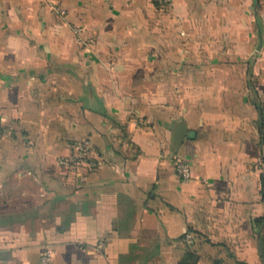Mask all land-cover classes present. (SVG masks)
Here are the masks:
<instances>
[{"label": "crops", "instance_id": "1", "mask_svg": "<svg viewBox=\"0 0 264 264\" xmlns=\"http://www.w3.org/2000/svg\"><path fill=\"white\" fill-rule=\"evenodd\" d=\"M263 180L264 0H0V264H264Z\"/></svg>", "mask_w": 264, "mask_h": 264}, {"label": "built area", "instance_id": "2", "mask_svg": "<svg viewBox=\"0 0 264 264\" xmlns=\"http://www.w3.org/2000/svg\"><path fill=\"white\" fill-rule=\"evenodd\" d=\"M51 1V0H50ZM158 4H160L162 7H166L169 6L171 4L172 0H155ZM57 12H59L57 10ZM61 15H63L64 13L61 12ZM90 152V145L89 143H84L82 145H79L77 147V154L74 158L66 161H62L61 165L65 166V167H70L72 165H79L82 163L83 158L87 156V154H89ZM91 165L93 166V163H91ZM175 167L177 170L178 175L180 176V178L185 181L188 182L190 180V167L188 164L182 162V161H176L175 162ZM190 237H187V240H189ZM51 258H52V254L50 251H46L42 257H41V261L42 264H49L51 262Z\"/></svg>", "mask_w": 264, "mask_h": 264}, {"label": "water", "instance_id": "3", "mask_svg": "<svg viewBox=\"0 0 264 264\" xmlns=\"http://www.w3.org/2000/svg\"><path fill=\"white\" fill-rule=\"evenodd\" d=\"M188 136V130L183 120L177 122L173 129V144L175 153L178 152L184 140Z\"/></svg>", "mask_w": 264, "mask_h": 264}, {"label": "trees", "instance_id": "4", "mask_svg": "<svg viewBox=\"0 0 264 264\" xmlns=\"http://www.w3.org/2000/svg\"><path fill=\"white\" fill-rule=\"evenodd\" d=\"M85 160H86V157L83 158V161H85ZM263 196H264V180H263Z\"/></svg>", "mask_w": 264, "mask_h": 264}]
</instances>
